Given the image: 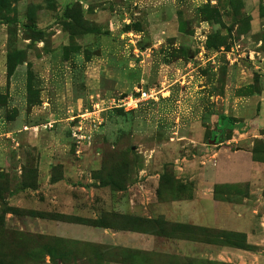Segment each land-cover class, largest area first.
<instances>
[{
	"label": "rangeland",
	"instance_id": "obj_1",
	"mask_svg": "<svg viewBox=\"0 0 264 264\" xmlns=\"http://www.w3.org/2000/svg\"><path fill=\"white\" fill-rule=\"evenodd\" d=\"M136 88H153L158 98L128 110L109 102ZM263 89L264 0H0V264L119 258L108 247L36 231V216L53 213L34 207L53 205L29 193L12 198L37 186L36 146L87 145L102 162L95 177L113 186L151 160L163 164L171 183L173 165L204 166L207 153L221 147L250 145L264 162V127L244 122L241 111V97ZM95 103L99 121L86 114ZM223 114L240 127L229 122L218 130ZM78 126L84 140L74 137ZM228 152L221 150L219 171L246 167V152ZM174 186L185 193L183 183ZM217 189L245 197L264 221V176ZM216 234L221 244L257 249L252 263L242 264H264V232L255 234L259 247L243 234ZM125 261L135 264L131 255Z\"/></svg>",
	"mask_w": 264,
	"mask_h": 264
},
{
	"label": "crops",
	"instance_id": "obj_2",
	"mask_svg": "<svg viewBox=\"0 0 264 264\" xmlns=\"http://www.w3.org/2000/svg\"><path fill=\"white\" fill-rule=\"evenodd\" d=\"M241 99L244 122L254 120L257 128L264 127L257 125L264 124V89ZM254 112L256 116L249 117ZM36 149L37 186L21 189L12 198L29 193V199L38 204L46 201L53 205L34 207L35 211L53 213L36 216L42 219L36 231L118 252L119 258L107 256L103 264H126L130 255L135 264H242L248 258L252 263L253 253L257 255V249L221 244L214 235L226 230L243 234L246 244L261 246L253 242L256 233L264 232V221L256 206L245 197H223L217 189L262 180L264 162L254 159L250 145L221 147L213 155L209 152V161H202L204 166L197 161L173 165V184L164 178L163 164L143 162L134 177L121 186L104 185L95 177L94 171L100 170L102 162L96 160L97 153L87 145L74 148L43 144ZM222 149L237 155L246 152V167L230 166L219 171ZM180 183L185 185V193L174 186Z\"/></svg>",
	"mask_w": 264,
	"mask_h": 264
},
{
	"label": "built area",
	"instance_id": "obj_3",
	"mask_svg": "<svg viewBox=\"0 0 264 264\" xmlns=\"http://www.w3.org/2000/svg\"><path fill=\"white\" fill-rule=\"evenodd\" d=\"M158 94L152 89L146 91L142 88H136L135 92L128 93L124 96H121L119 98H112L109 100V102L113 105V107H122L125 110H128L130 108H136L139 106L140 103H142L145 100L148 99H157ZM99 103L94 104V111L93 113H86L89 116L92 117L93 115L96 116V119L98 121L100 120V113L102 110L99 109ZM85 116V114H82V117ZM95 117H92V120H94ZM74 137H77V139L84 140L87 136L83 134L82 126L77 127V131L74 133Z\"/></svg>",
	"mask_w": 264,
	"mask_h": 264
},
{
	"label": "trees",
	"instance_id": "obj_4",
	"mask_svg": "<svg viewBox=\"0 0 264 264\" xmlns=\"http://www.w3.org/2000/svg\"><path fill=\"white\" fill-rule=\"evenodd\" d=\"M233 121H236V119L234 118V117H228V116H226V115H221L220 117H219V120H218V122H217V125H218V127H217V129L218 130H220V127L222 126V125H226V124H228L229 122H233ZM231 126H233L234 128L236 127V128H238V127H240V124L238 125V123L237 124H234V122L231 124ZM219 141V136L217 137V140H216V142H218ZM254 159H256V158H254ZM256 160H259V159H256ZM53 238V237H52ZM53 239H56L55 237L53 238ZM57 240H63L64 241V239H61V238H58ZM66 240V239H65ZM66 241H68V240H66ZM96 246H98V245H96ZM103 247V246H102Z\"/></svg>",
	"mask_w": 264,
	"mask_h": 264
},
{
	"label": "water",
	"instance_id": "obj_5",
	"mask_svg": "<svg viewBox=\"0 0 264 264\" xmlns=\"http://www.w3.org/2000/svg\"><path fill=\"white\" fill-rule=\"evenodd\" d=\"M215 142V140H213ZM216 143V142H215Z\"/></svg>",
	"mask_w": 264,
	"mask_h": 264
}]
</instances>
